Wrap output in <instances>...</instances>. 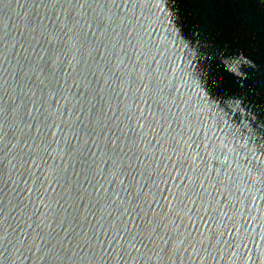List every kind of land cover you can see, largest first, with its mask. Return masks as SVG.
<instances>
[{
	"label": "water",
	"instance_id": "1",
	"mask_svg": "<svg viewBox=\"0 0 264 264\" xmlns=\"http://www.w3.org/2000/svg\"><path fill=\"white\" fill-rule=\"evenodd\" d=\"M239 22L210 0H0V261L13 240L24 264H264V100L228 103L258 77L190 42L264 67Z\"/></svg>",
	"mask_w": 264,
	"mask_h": 264
},
{
	"label": "clouds",
	"instance_id": "2",
	"mask_svg": "<svg viewBox=\"0 0 264 264\" xmlns=\"http://www.w3.org/2000/svg\"><path fill=\"white\" fill-rule=\"evenodd\" d=\"M205 2H208V0H205ZM210 2L218 12L226 13L229 19H235L236 17L240 18L239 24L232 25L231 27L239 25L249 27V25H251L257 34L264 38V0H210ZM221 4L226 6L227 11L220 8ZM206 33V30L197 25L194 26L190 40L193 45L194 55L199 53L203 56H211L222 66L228 63L234 76L244 77L247 75L250 78V74L255 73L258 77L257 79H252L251 86L248 88H244L242 85H234L237 87V91L234 97L228 98L229 106L235 104L238 107L239 103L245 101L250 93L264 100V67L252 63L241 55L229 56L224 48L216 47L212 49ZM202 37L203 41L201 39ZM210 49L212 50L210 51ZM56 62V60H53V64ZM262 123H264V121H262ZM7 236L8 233L5 229L3 234H0V241H4ZM34 238L35 237H33V239ZM7 243L12 245V247L8 249L7 257H5L3 261H0V264H24L20 255L26 256L29 246L33 248L32 241H29L28 244L23 247L19 241L14 242L13 240H8ZM18 253H20V255H18ZM96 253V255L92 256H75L73 254L64 261V264H104V260L102 259L103 254L99 253V251ZM45 259L51 261L52 264H60L63 257L57 256L52 249L45 250L39 257H37L35 251H33L31 257L33 264H41V261ZM113 260L116 261V264H119L115 256H113Z\"/></svg>",
	"mask_w": 264,
	"mask_h": 264
}]
</instances>
